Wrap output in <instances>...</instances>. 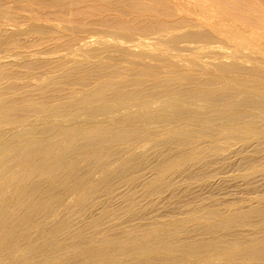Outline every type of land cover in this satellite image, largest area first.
Listing matches in <instances>:
<instances>
[{
	"label": "bare ground",
	"instance_id": "1",
	"mask_svg": "<svg viewBox=\"0 0 264 264\" xmlns=\"http://www.w3.org/2000/svg\"><path fill=\"white\" fill-rule=\"evenodd\" d=\"M5 1L10 0L2 1L1 9L8 8L5 5L9 2ZM108 1L111 0H59L56 4L63 7L60 8L61 11L66 9V12L64 10L59 13L64 17H68L83 2L90 7L95 5L94 8H90L91 13L94 15L97 12L99 16L103 11L110 12L114 7L107 9L106 5L110 3H105L106 7L103 3ZM161 1L162 6L158 5L159 0H119L113 1V4L118 2L119 7L130 8L131 12L136 14L137 25L144 20L145 16L141 14L152 11L153 13L150 12L152 17L147 13L151 20L147 22L145 19L146 23L167 30L163 32L160 30L161 33H170L173 30L169 29L173 28L168 20L167 22L161 20L160 12L154 9L157 5L162 9L168 5L165 4L167 0ZM169 1L175 5L182 0ZM189 1L197 3L193 13L189 7H185L186 9L183 7L185 13L178 7L181 11L177 9L176 13L174 11L176 6L172 9L169 4L170 7L167 8L175 12L174 14L172 10L168 12L172 13L174 21L179 13L190 17L192 23L195 20L194 16L198 17L196 21H202L208 18L207 9L211 8L219 21L237 20L240 23L241 20V25L247 23L248 26L261 27L264 30V18L262 20L255 18L258 12H264V0ZM53 11L58 14L55 9ZM76 14L86 15V12L78 9ZM115 14L116 9L112 19L123 24V14L121 16L119 13ZM104 21L108 22L107 19ZM35 24L33 22L31 25ZM166 24L169 25L168 28ZM128 26L115 27L127 32L134 29ZM21 30L20 26L0 24V31L5 36L15 33L31 35L30 28L24 33ZM86 40L92 41L91 38ZM241 40L249 43L250 38L248 40L241 38L240 42ZM103 43L112 46L110 49L114 50L113 53L110 50H108L110 54L104 52L107 55H104L105 58L96 56L95 51V56L94 53L90 54L93 51L89 54L85 51L86 55L78 53L76 60L67 63L73 64V68L64 71L65 75L59 76L62 79L56 78L61 81L54 79L51 85L56 87L60 84L68 90L65 92L62 86L64 93H61L60 89H57L59 91L57 92L52 88L51 91L56 94L52 92L55 97L51 99L50 96V99H47L50 102L47 103L46 99L44 102L42 99L41 102L37 100L38 103L28 102V98L25 100L27 104L22 100L23 105L21 99L20 102H12L7 98L9 94L4 93L9 91L4 87L10 82V75L6 76L8 68L16 67L24 61L28 62L27 59L33 58L34 50L24 51L21 55L12 57H0V264H264V205L260 204L261 197L257 200V203L260 200L259 204L249 210L239 209L227 214L212 209L205 215L191 210L183 219L174 216L160 219L154 215L153 210V216L157 217L154 220V217L151 218L152 214L150 216L147 212L148 205L144 204L149 201V206L154 207L153 201L145 198L133 185L138 181L140 183L146 171H151L154 175L153 180L143 184L148 188L147 197L151 198L173 187L172 182L182 176L181 169L185 166L190 169V165L216 156L219 160L230 161L227 155L229 153L218 155L227 147L221 145L220 136L226 139H222L224 142L227 139L239 142L256 139L258 136L250 134V131L257 128L264 134V115L255 111V115L248 121L245 119L241 122L201 123L197 111L205 112V99L218 102L226 95H221L218 90L213 89L219 85L218 81L219 83L222 79L224 81L222 75L217 76L213 73L206 77L189 75L192 69L187 67L192 63L185 62L187 50L179 53L178 59L168 63L169 74L172 71L171 66L174 71L168 78L160 77L159 73L152 71L143 73L137 71L138 56L125 58V55L130 56L127 50L137 45L136 40L122 41L120 46L114 45L112 40L92 42V45ZM261 43L256 42L257 45ZM244 45L235 43L232 49L237 50ZM203 47L210 50L212 48L208 43L203 44ZM256 49L245 47L244 52L251 55L259 52ZM103 50H98V54ZM58 54L53 58L47 56L45 60L53 63L66 61L67 55L64 52ZM109 57L121 60L118 61L120 63L122 61L124 64L129 63L121 66L109 65L111 62L106 64V61L103 63L102 60H108ZM217 59H220V56L217 55ZM16 61L18 65H11ZM49 62L46 65H44L46 61L42 62L40 68L51 66ZM63 65L60 64L61 69ZM256 67L263 70L264 61L258 62ZM216 68H221L218 60ZM36 69L38 70L37 67ZM221 73L232 74L235 71L221 68ZM234 76L236 75L232 77L233 82L237 80ZM145 77H149V80L146 81ZM242 81L239 80V83ZM193 84L208 88L200 89L189 98L190 101L200 102L194 105L196 111H193L190 105L181 104L175 97L178 93L167 95L163 101L161 100L162 103H152L151 107L141 108L137 104V101L141 104L143 100L146 101L148 94L155 88L170 91L179 85L189 88ZM27 85L26 90L29 88ZM49 86L48 88H51ZM175 90L182 92L185 89ZM242 90L241 98L243 95L253 94L244 90L243 86ZM18 96L20 95L17 94L16 86L14 97L17 99ZM254 98L257 99V96ZM261 99L262 104L246 99L243 105H232L231 115L242 116L245 111L243 107L247 106L264 107V95ZM127 102L132 103L126 106ZM206 104L210 110L215 109L209 103ZM27 108L31 110L30 114ZM21 109H27L28 113ZM91 112H95L96 117L92 118L93 116L89 115ZM245 112L248 113L247 110ZM178 115L184 121L179 120ZM138 118L139 120L142 118L141 121H137ZM155 118L170 122L164 126H156L153 125V122H156ZM152 119L153 122L149 123ZM149 135H151L149 139H144ZM204 138L209 140V148L206 147L211 152H208L210 154L206 157V149L200 147V141ZM150 145L151 149L146 151ZM187 150L191 151L185 153ZM196 210L200 211L198 208ZM147 221L149 222L146 223ZM245 229L250 230V234L247 233L249 235H245V231L242 233Z\"/></svg>",
	"mask_w": 264,
	"mask_h": 264
},
{
	"label": "rangeland",
	"instance_id": "2",
	"mask_svg": "<svg viewBox=\"0 0 264 264\" xmlns=\"http://www.w3.org/2000/svg\"><path fill=\"white\" fill-rule=\"evenodd\" d=\"M2 1L4 0H0V3H2ZM10 1H5V3L9 2L5 5V7H8L7 9H4V8L1 9L2 4H0V24H10L13 26H20L22 27L21 32L23 33L26 32L30 28L31 35L29 33H28L29 35L27 34V36L24 34L19 35L18 33H15V34H9L8 36L7 35L5 36L4 33L0 31V57H12L16 55H21L24 51L26 52L31 51V50L35 51L33 58L27 59L28 62L24 61L25 63L23 62L18 65V61H16L15 63L11 65H18V66L16 67L12 66L13 70L11 69V71H10V68L12 67L8 68L9 70L6 76L10 75L9 79H10L11 84L10 82H8L7 85H4L5 89L9 91H6L8 93L4 92L5 90L3 92L5 94H9V95L11 94L10 96L8 95L7 98L11 100L12 102H17L21 99V103H23L24 105V102L26 103L25 100L29 98L27 100L28 102H37V100H40L38 102H41V99L44 102L45 101L44 99H46L45 102L47 103V102H50V101H47V99L49 100L50 98L52 99L53 97H55L52 95V92L55 93L54 91H57V89L58 90L60 89V92L64 93V91L62 92V90L65 89L63 85L59 84L57 85L58 87L51 86L52 82L54 81V79L59 78V76H62L64 71H67L73 68L72 67L73 64L68 65L67 63H72L74 60H76L78 57V53L82 52V54L84 53V55H86V53L89 54L90 51H93L90 54H93L95 51L97 55L96 53H94L93 56L96 55V56H100L103 58L107 56L104 52L107 53L109 52L108 50H110V52L113 53L112 52L113 49H110V47L112 46L106 45L104 43L103 45H100V44L92 45V42H103V40H112V43L114 45L120 46L122 45L121 43L122 41L136 40L137 45L133 49L127 50L130 52V56L127 57L125 54L124 55L126 59H129L133 56L139 57V59L136 60V62H138L137 71H140L143 73L152 71V72L159 73L160 77L168 78L171 75V73H174L173 67L171 66L172 71L169 74L170 70L167 66L168 63L171 62L172 60L178 59L179 53H182L183 51L187 50L188 51L187 57L184 58L186 59L185 62L191 61L189 63L190 64L192 63L191 65L187 67L188 69H192L189 72V75L206 77L208 74L213 73V75L214 74L217 76L222 75V77H224V81L226 82H224L223 79L220 81V83L218 81L217 83L219 85L216 87L217 89L216 88H213V89L218 90L221 95L222 94H226V95H223V98L218 102H213V101H209L208 99H205L206 100L205 102L209 103L211 107L214 106L215 109L213 108L211 109L212 110L211 111L209 107L207 106V104L205 103V106H206L205 112L197 111L200 114L199 122L201 123L210 122L212 124H216V123H221L224 121L241 122V121H244L245 119L246 121H248V120H251L250 118L251 116L255 115V111L256 112L258 111L259 114L264 115V107H257V106L243 107V110L245 111L247 110L248 113L244 111V113L240 117H235L234 115H231L232 105L234 104L243 105L242 103L246 99L256 102L257 104H262L261 97L262 95H264V69L258 70L256 67V64H258V62L264 61V38H263L264 30L261 27L255 28L252 26H248L246 25L247 23L244 24V22H242L244 25H241L240 24L241 20H239L240 23H238L237 20L236 22L235 20L231 22L228 20L230 24L228 23V21L227 22L223 21L224 23L227 24L226 25L222 21H219V19L212 12L211 8L207 9L208 14H209L207 19H204L202 21L201 20L196 21L198 17L194 16L193 19L195 20H193L194 22L192 23L191 18L188 17L186 14H184L186 12L185 7H189L191 9L190 11L193 13L194 10L197 8V3L191 2L189 0H182L178 4H175V5H173L172 1L167 0V3L165 2V4H168V5H166V7L163 6L165 10L162 9L161 7L162 5L160 4L161 0H159L158 5H161L160 6L161 9L158 8L159 7L158 5L156 6V8H154L156 12H160L159 14H161V20H165L166 22L168 20L169 25L173 28V29L171 28L169 29V30H173L170 33H161L160 30L163 32L164 29L158 26L155 27V25L153 26L149 23H146V20L147 22L148 20H151L150 12L153 13L152 11L144 12L143 14H141L146 17L145 18L144 16H142L144 17V20L145 19L146 20L145 21L141 20L140 22H138V25L137 23L135 24L136 14L133 11H132L133 12L132 14L130 8L124 7L123 9V7H119L118 2H114L113 4V1H119V0H111L112 6H111V1L103 3L104 6L107 3H110L106 5L107 9L112 8L114 6L112 8L113 11L112 10L110 11L112 12L111 14L109 11L106 10L105 12L103 11L104 14L103 12L102 14L100 12L101 15L99 16L97 15L99 13L95 11L94 12L96 15L94 13H93L94 15H92L90 8H94L95 5L94 7H90L89 4H84L85 2H83L82 4L79 5V7L81 5L82 6L80 8L78 7V9L81 11H85L86 15L76 14V12L78 11V9L76 8V10L71 12V14H69L68 17H64V16H61V14H59V13H62V11L64 10H65L64 12H66L65 8L64 10L61 11L60 8L63 9V7L56 4V2L58 3L59 0H55V2L54 0H52L51 2H49L50 0H19L18 1L19 3L13 2V0L12 2ZM169 4H171L170 6L172 9H174L173 6L177 7V8L175 7L176 10L174 9L176 13L178 12V10L181 11L178 7H181L182 11L184 12V13L178 14V16L175 19L176 21H174L173 16H171V14L172 13L174 14L175 12H173L172 9H168L170 7ZM55 7L57 8L59 7L58 10L61 12H59L57 8ZM50 8L51 9L53 8V9L51 10ZM120 8H121V12H120ZM54 9L56 10V13L58 12L59 15L54 13L55 12L53 11ZM114 9H116L115 15H117V13H119L120 16L123 14L122 17L124 20L126 17V20L125 21L123 20V24H121V22L119 21H118L119 23H116V20L112 19L114 18V15H113ZM118 9L119 11L117 12ZM93 10L94 9H92V11ZM169 10L170 11L172 10L171 14H169L170 13ZM123 12H125V14ZM147 13L150 14V16L147 15ZM103 15L108 18L103 17ZM100 16L105 19H101ZM255 18L257 20H262L264 18V12H258L255 15ZM106 19L108 22H105V21L103 22V20H106ZM109 21H110V24H109ZM177 21L179 23H175ZM33 22H35L36 24L31 25ZM114 22L116 24H114ZM221 23H223L227 27L224 26L223 24L221 25ZM117 25L121 27L123 26L127 27L129 25L128 27L134 28V29L127 32V31L119 30L118 28H116L115 26ZM169 25H167L166 27L168 28ZM164 31H167V30H164ZM2 36L4 37V39ZM87 38H91L92 41L86 40ZM241 38L247 39V40L250 38V40L252 39L251 40L252 42H250L249 40V43H248V41L241 40L242 42L241 43L240 42ZM257 39H259V41ZM228 40H229V43H228ZM256 42L257 44H259V42H262L263 44L261 43L262 45L260 44L261 45L260 46V45H257ZM206 43L211 44V47H212L211 50L203 47V44H206ZM235 43L242 44V45L245 44V45L242 48L237 49V50L232 49V46L234 47ZM102 46L104 50L102 49ZM245 47H250L254 49L257 48L259 52L251 53L250 55L249 53L244 52ZM98 50L100 51L103 50L102 53L104 54L102 53L98 54L97 52ZM62 52H64L67 55L66 61H61L63 63H60V62L53 63L50 60H45L47 56L48 58H53L54 56L57 57L59 55L58 53H62ZM110 52L108 54H110ZM217 55L220 56V59H217L219 66L228 71H235V73H232V74L221 73V68L220 69L216 68ZM44 60L46 61L44 65L48 64V62L50 61L52 62V63L49 62V65L51 66H46V67L42 66L45 69L40 68L41 67L40 65H43L42 62H45ZM114 60H115L114 58L109 57L108 60L103 59L102 61L103 63L106 61L105 62L106 64H109L111 62L109 65H113V66L115 64H116L115 66L128 65L129 63V62L128 63L125 62L124 64L123 63L124 61L120 63L121 60H118L120 62L115 60L117 61L116 63ZM60 64L61 66L63 64H67L68 66L63 65L61 69ZM36 67L38 68V70L36 69ZM44 72H45V75L47 74V76L44 75ZM52 75L54 76L52 77ZM56 75H58V77ZM226 75H228V77ZM233 75H236V77L234 76L235 79H237L235 80V82H233L234 81V78H232ZM246 78H250V79H246ZM59 79H62V78L60 77ZM59 79L58 80L56 79V80L60 82L61 80ZM241 79L242 80L245 79V80L242 81ZM145 80L148 81L149 77H145ZM239 80L242 82L239 83ZM12 81L17 84L13 83ZM236 81L238 82L236 83ZM40 83L42 85H40ZM26 85H27V88L29 86L27 90H26ZM49 85L51 86V88H48ZM16 86H17V94L20 95L18 96L17 99L16 97H14V95H16ZM62 86L64 89L63 88L61 89ZM235 86H237V88H234ZM242 86L244 87V90L250 91L253 94L243 95L244 97L242 96L243 98H241L242 94H240V92L242 90ZM198 87L200 88L198 89ZM52 88L53 90L54 89L55 90L51 91ZM66 89H65V92H66ZM160 89L161 88H155V90H152L150 94H148V98L146 99V101L143 100L142 104L137 101V104L141 106V108L151 107V105L156 104L157 102H159L160 104L161 100L163 101L164 100L163 98H165L167 95H170V94L175 95L178 93L177 95H175L176 99L183 105H187V106L190 105V108L191 109L193 108L192 110L196 111V109L194 110V108H196L194 105H197V103L200 104V102L190 101L189 98L195 92L200 91V89L208 90L206 86H203V85L196 86V84H193V86H189V88L187 86L184 87V85H179L176 88L174 87L173 88L174 90H172L171 88L170 91H165V89L163 88L161 90ZM175 89H185V90H183L184 92L182 91L183 92L182 93ZM250 89H253V90L251 91ZM42 90L43 92H41ZM255 90L257 91L255 92ZM153 91L155 92L153 93ZM44 93L48 95H45ZM36 96H39V97H36ZM248 96H251V97H248ZM254 96L255 97L257 96V99L254 98ZM13 97L16 100L13 99ZM181 97H185V98H181ZM22 100H24V102H22ZM69 103L72 104V102L70 101ZM131 103L132 102L130 103L127 102L125 103V105L129 106ZM27 109L26 110L21 109V110H24L28 113ZM30 111L31 110H29V114H30ZM214 114H217V116L215 117ZM89 115L93 116L92 118H94L95 112H91L89 113ZM178 118L179 120L184 121L183 119H180L179 115H178ZM141 119L142 118H140L139 120L138 118L137 121H141ZM158 119L159 118L154 119L156 120V122L155 121L153 122V119H152L149 121V123L153 122V125L164 126V125L169 124L168 122H170L169 120L165 121L162 119H159V121L157 122ZM120 123L124 124V122L123 123L120 122ZM253 129H254L253 131L251 129L250 134L256 135L258 137L256 139L251 138L249 142L247 140H243L239 142L237 140H231V139H229V141L227 139V141L224 142L223 140H226V139L220 136L221 145H224L227 147H225L224 150L221 151L220 154L218 155L219 156L223 155V153L224 155H226L227 153H229L227 155H229L230 161H226L227 159L225 161L219 160L217 158L218 156H216L217 159L207 158L201 162L192 164L190 165V169L185 166L183 169H181L182 176H180L174 182H172L174 186L165 190L159 196H155L151 198L147 197L146 193H147L148 188L144 187L143 184L146 182L152 181L154 178V175L151 171H146L144 177L143 178L141 177L140 183L138 181L137 183L133 185L135 186L137 191L141 193L145 198L149 199L150 201H153L154 207L149 206V201H146L144 203L145 205H148L147 207L149 210L147 212L150 213V216L152 214L151 218L154 217L153 214L155 213L154 215H157L158 218L160 219H166L168 216H174L177 219H183L188 215V213L191 210L196 211L200 215H205L206 213L212 211V209H218L219 212L221 213L230 214L239 209L249 210L250 208L259 204L260 200H261L260 204L264 205V194H263L264 193V179H262L264 178V134H262L260 130L258 131L257 128L256 129L253 128ZM150 137L151 135H149L148 137H144V139L145 138L149 139ZM208 141L209 140L206 138L201 139L200 141V147L206 149L205 157L207 156V154L211 153L208 149L209 148ZM237 142H239L240 144L239 143L237 144ZM232 144L233 145L236 144V145L232 146ZM151 146L152 145H150L148 149H146V151H149L151 149ZM188 151H191V150H187L185 151V153H187ZM254 176L255 177L257 176V177L255 178ZM259 198L260 200L257 203V200ZM196 208H198L200 211L198 212ZM235 208H238V209H235ZM153 210H154V213H153ZM156 218L154 220H156ZM148 222L149 221H147L146 223ZM242 233H245V235L247 233L250 234V230L245 229L242 231Z\"/></svg>",
	"mask_w": 264,
	"mask_h": 264
}]
</instances>
